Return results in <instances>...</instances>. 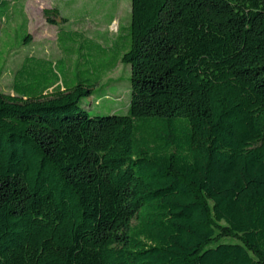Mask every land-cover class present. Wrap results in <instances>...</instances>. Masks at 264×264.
Masks as SVG:
<instances>
[{
	"label": "trees",
	"instance_id": "trees-1",
	"mask_svg": "<svg viewBox=\"0 0 264 264\" xmlns=\"http://www.w3.org/2000/svg\"><path fill=\"white\" fill-rule=\"evenodd\" d=\"M58 45L0 87V264H264V0H131ZM120 63L128 113L91 115Z\"/></svg>",
	"mask_w": 264,
	"mask_h": 264
},
{
	"label": "rangeland",
	"instance_id": "rangeland-1",
	"mask_svg": "<svg viewBox=\"0 0 264 264\" xmlns=\"http://www.w3.org/2000/svg\"><path fill=\"white\" fill-rule=\"evenodd\" d=\"M4 1L10 2L11 7L9 16L0 21V87L6 93H13L14 75L26 56L52 60L61 57L58 45L61 28L110 44L120 27H127L131 21V0ZM56 6L67 21L55 16L57 23L48 21L44 9ZM25 19L28 20L26 31L22 29ZM24 33L26 38L22 40ZM130 79L131 69L120 63L116 71L94 88L92 96L83 99V105L90 106L91 115L127 114L131 101Z\"/></svg>",
	"mask_w": 264,
	"mask_h": 264
},
{
	"label": "crops",
	"instance_id": "crops-1",
	"mask_svg": "<svg viewBox=\"0 0 264 264\" xmlns=\"http://www.w3.org/2000/svg\"><path fill=\"white\" fill-rule=\"evenodd\" d=\"M112 73H113V72H112ZM110 74H111V73H109L107 77H109ZM107 77H106V78H107Z\"/></svg>",
	"mask_w": 264,
	"mask_h": 264
}]
</instances>
